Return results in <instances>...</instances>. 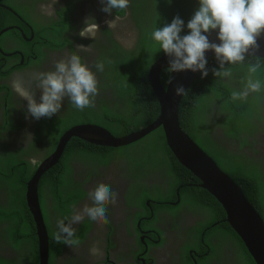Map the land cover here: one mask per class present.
<instances>
[{
	"label": "trees",
	"instance_id": "obj_1",
	"mask_svg": "<svg viewBox=\"0 0 264 264\" xmlns=\"http://www.w3.org/2000/svg\"><path fill=\"white\" fill-rule=\"evenodd\" d=\"M19 1L21 0H0V29L10 27L2 32L0 40L6 37L11 38L13 43L22 46V50L27 49L33 41L43 39L46 41L47 48H59L66 38L56 41L53 36L57 37L67 29L69 24L67 12L61 9L65 15L59 14L61 18L58 21L49 18L47 22H43L40 15L37 17L33 15V6L26 8ZM69 6L70 4L67 3L66 8ZM198 7L199 0H129V6L126 9H114L111 17L130 21L133 28L132 42L126 46L108 28H101L102 33L106 35L107 43L98 48L101 53L91 61V70L98 80V92L101 93V98L95 97V106L85 108L83 111L77 110L70 103L71 110L66 111L63 118H56L54 122L48 118L41 120L40 133L36 135L40 139L46 138L45 141L43 140L45 154L42 157L53 150L58 136L73 124L94 123L106 128L111 134L119 136L150 123L157 116L158 104L147 83V70L148 66L163 53L162 50L159 51V45L151 38V32L154 27H163L179 15L185 24L181 35L188 34L186 25ZM22 18L31 25L33 38L30 43L22 42V38L14 30L15 26H11L13 24L21 26ZM55 23L60 25L58 30ZM35 52L37 58L43 55L38 47ZM207 60L209 69L219 70L214 53ZM257 60L261 63L259 78L264 81V58L254 56L247 57L243 64L229 66L232 71L231 79L217 78L211 71L207 77L201 78L200 72H197L196 77L185 89L186 94L179 100L177 121L180 129L239 186L245 199L264 223V188L254 165L251 161L241 160L235 154V150L226 146L227 141L236 143L237 149H243L242 146L247 144L246 138L255 136L256 122L262 119L260 103L264 100V92L252 94L246 100L231 99L232 91L243 87L241 81L247 75L249 62L255 63ZM97 62H104L102 72L96 70ZM225 67L228 65L226 64ZM8 72V68L3 71L5 74ZM167 74V69L159 72L162 86L165 84ZM16 150V153H4L6 151L4 148L0 150L4 153L0 157L8 191L4 206H0V222L8 221L6 237L1 240L0 246L14 249L21 262L36 264L34 224L23 195L25 182L41 158L36 159V156L30 155L31 150L25 152L21 147ZM40 150L33 149V154H40ZM72 156L76 159L68 164ZM31 160L33 163L30 162ZM111 160L122 161L121 166L119 165L122 170H125L129 164H135L138 169L150 168L152 171H161L170 179L166 187L167 191L165 190L164 193L166 196L163 197L156 185H150L153 188H145L138 174L130 175L134 179L130 187L137 191L134 198L135 204L146 210V199L156 201L152 204L153 215L150 219L142 220L141 225L151 223L152 220L157 219V215L160 216L162 213L169 216L175 215L176 209L187 202L191 206L202 208L205 212V218H207L204 225L207 227L205 234H218L223 241L231 243L238 264H254L240 239L223 220L224 213L219 203L206 190L198 186L199 180L190 171L177 162L165 145L159 127L139 140L119 147L94 145L76 137L68 139L58 161L46 169L37 182L39 207L48 235V264H51L52 255L58 252L57 246H61V243L56 242L54 222L47 219L49 208L53 207L56 218H65L69 215L71 207L77 206L83 200L81 189H74L76 182L71 177L72 164L91 161L97 166H105ZM47 196L50 202L49 208L45 204ZM176 198L179 199L177 205L164 202L174 201ZM213 221H217L216 224L209 226ZM81 225L79 229L76 227L77 232L82 229ZM200 229L197 230V234L201 232ZM188 247L190 246H182L184 264H191L186 254ZM22 252H25L27 257H23ZM215 252L214 247L208 246L209 254ZM22 258H24L23 261ZM206 259L205 256H201L199 263L203 264ZM0 264H7L1 256Z\"/></svg>",
	"mask_w": 264,
	"mask_h": 264
},
{
	"label": "flooded vegetation",
	"instance_id": "obj_2",
	"mask_svg": "<svg viewBox=\"0 0 264 264\" xmlns=\"http://www.w3.org/2000/svg\"><path fill=\"white\" fill-rule=\"evenodd\" d=\"M19 3L26 8L33 6V15L35 17L40 15L43 22H47L49 18L58 21L61 18L59 14H64L61 9L67 12L69 20L67 29L61 35L53 36L56 41L66 38V41L59 48H47L46 41L43 39L33 41L27 49L22 50V46L13 43L11 38L6 37L0 40V67L2 66L0 68V150L4 148L6 150L4 153H16V149L21 147L25 152L31 150L30 155L36 156L38 159L45 154L43 140L45 141L46 138L40 139L36 134L40 133L39 126L41 120L45 118L38 121L31 117L26 118L27 102L15 93L12 88V81L17 77H22L26 82H31L34 87L35 82L32 80L34 73L54 70L56 61L71 54L79 55L82 63L91 69V61L101 53L98 48L107 43L106 35L102 33L101 28L106 27L112 32L106 19L113 17L111 14L101 11L102 5L98 3V0H57L54 5L56 10L52 17L43 14L40 6L41 4H54V0H21ZM67 3L70 4L69 8H66ZM55 24L58 30L60 25ZM93 24L98 25V29L93 30V37H81L79 35L86 25L91 27ZM11 26H15L14 30L22 38V42L30 43L32 41L31 25L25 19L22 18L21 26L16 24ZM36 43H38V49L43 52L39 58L35 52ZM81 44L91 45L92 51L79 52L76 46ZM4 67L9 69L7 74L3 73ZM39 95L37 90L38 101ZM96 97L101 98V93L98 92ZM70 103V100L65 98L61 111L50 119L54 122L56 118H63L66 111L69 112L72 108ZM260 111L262 119L256 122L257 130L254 133L258 135L262 145L259 144V147H254L251 144L253 137H247V144L243 145L241 150L237 149L236 143L226 141V146L235 150V154L244 162L251 161L253 163L264 188V160L260 159L264 156V100L260 103ZM33 149H41L40 154H33ZM255 150L259 152L257 153ZM4 153L0 152V156ZM75 159L72 156L68 164ZM30 162L33 163L32 160ZM121 162L111 160L105 166H97L91 161L72 164L71 177L76 182L74 189L79 188L83 192V200L78 203L79 206L90 203L88 192L99 183L110 185L111 189L118 193L116 203L107 206L108 223L112 220L113 224L118 225V227L112 232L111 230L106 231V227L101 225V229L94 231L98 228L92 229L90 223V227L80 240L78 247L72 249L64 243L57 246L59 250L52 255L51 264H184L182 262L183 245L190 246L186 249V254L191 264H200L201 256L207 258L203 264H238L231 243L223 241L218 234H205L207 227L204 225L207 218H205V212L200 207L191 206L184 202L176 209L175 215L169 216L162 213L160 216L157 215V219L152 220L151 223L141 225L142 220L150 219L153 215L152 204L156 201L146 199V210L137 206L133 200L137 191L133 190L129 192L130 195H127L130 185L134 182L130 175L138 174V178L144 182L145 188H153L150 185H156L164 197L170 179L163 172L152 171L150 168L130 169L132 164L127 165L126 169L122 170L119 167ZM2 165L0 157V206H4L8 195L5 186L6 176L3 174ZM178 201L179 199L176 198L174 201L166 200L164 202L169 205H177ZM174 202L176 203L172 204ZM45 204L48 206L47 208L50 207L48 196L45 199ZM47 213V219L54 222L53 230L55 232L57 231V220L64 218H56L53 214V207H50ZM216 222L213 221L209 226H214ZM7 225L8 221L0 222L1 244V240L6 237ZM74 226L78 229L80 227L79 225ZM198 229L201 230L199 234H197ZM93 245L100 247L103 252L102 257L90 255L89 249ZM208 246L214 247L216 252L209 254ZM25 255L26 253L22 252V256L27 257ZM0 256L7 264H27L26 261H23L24 258L21 262L17 257V252L8 246H0Z\"/></svg>",
	"mask_w": 264,
	"mask_h": 264
},
{
	"label": "clouds",
	"instance_id": "obj_3",
	"mask_svg": "<svg viewBox=\"0 0 264 264\" xmlns=\"http://www.w3.org/2000/svg\"><path fill=\"white\" fill-rule=\"evenodd\" d=\"M54 4H41L43 14L52 17L55 12ZM101 11L111 14L113 10H124L129 6V0H100ZM110 26V22H109ZM184 21L177 15L171 23L163 27H154L151 38L169 57V73L190 70L200 72L201 78L207 77L209 71L217 78H232L231 65L243 64L247 57L257 56L260 52L258 38L264 33V0H199L198 10L188 21V34L181 35ZM97 24L81 30V37H93V30ZM218 30V31H217ZM213 31H217L216 39L220 43L210 41ZM88 33V34H86ZM79 52H91L92 46L77 45ZM214 52L219 64V70L207 67L206 52ZM228 67H225V65ZM97 71L104 70V62L95 64ZM261 63L249 62L247 75L241 81L243 87L233 90L231 99L246 100L252 94L264 92V81L259 78ZM31 82L22 77L12 81L15 93L27 102L26 118L40 120L52 118L61 111L65 98L80 111L95 106L98 95V80L88 65L82 63L81 57L71 54L54 63V70L34 73ZM168 83H172L169 77ZM37 90L40 93L37 100ZM175 94L185 95L183 85L175 87ZM118 193L110 185L99 183L88 192V199L92 202L85 205L71 207V211L64 219L57 220L56 242L64 243L76 248L80 244L85 232L89 229L99 230L101 225L112 232L118 225L111 220L108 223L107 206L115 204ZM82 224V225H81ZM74 225H81L77 232ZM120 225V224H119ZM93 232V231H92ZM79 236H82L80 239ZM93 257H102L103 252L98 245L89 249Z\"/></svg>",
	"mask_w": 264,
	"mask_h": 264
},
{
	"label": "water",
	"instance_id": "obj_4",
	"mask_svg": "<svg viewBox=\"0 0 264 264\" xmlns=\"http://www.w3.org/2000/svg\"><path fill=\"white\" fill-rule=\"evenodd\" d=\"M9 28L8 26L0 29V33ZM217 31H213L209 39L220 43L216 39ZM257 42L260 45V52L254 57L264 58V33ZM213 53L206 52V59ZM168 61L169 57L163 52L148 66L147 83L158 104L157 116L150 123L119 136L111 134L106 128L94 123L73 124L58 136L53 150L37 162L33 173L25 182L23 195L34 224L36 264H48V235L37 198L38 178L58 161L68 139L76 137L94 145L119 147L139 140L158 127L162 131L165 145L177 162L190 171L199 180L198 186L206 190L219 203L224 213L223 220L240 239L253 263L264 264V223L259 214L245 199L239 186L178 125L177 107L182 95L175 94V87L183 85L186 89L196 77L197 72L190 70L168 72L165 84L162 86L159 72L169 67ZM170 76L171 84L168 83Z\"/></svg>",
	"mask_w": 264,
	"mask_h": 264
},
{
	"label": "rangeland",
	"instance_id": "obj_5",
	"mask_svg": "<svg viewBox=\"0 0 264 264\" xmlns=\"http://www.w3.org/2000/svg\"><path fill=\"white\" fill-rule=\"evenodd\" d=\"M98 3H100V0H98ZM107 24L109 25L110 22V28L112 30V32L114 33V35L121 41H123L124 45L129 46L132 42L133 39V28L131 26L130 21H126L125 19H122L120 17H113L112 19L107 18L106 19ZM258 135H255L251 141H252V145L254 147H259V144L262 145V143L259 142L258 139ZM255 152H259L257 150H255ZM260 159L264 160V156H262ZM130 169H138V167L135 164H132L130 166ZM130 189H128L127 193L133 191L134 189L132 187H129ZM164 197V195H161ZM134 200V199H133ZM135 201V200H134ZM91 201H90V205H91ZM161 215V214H160ZM108 231V230H106ZM111 255V254H110ZM113 256V255H111Z\"/></svg>",
	"mask_w": 264,
	"mask_h": 264
},
{
	"label": "bare ground",
	"instance_id": "obj_6",
	"mask_svg": "<svg viewBox=\"0 0 264 264\" xmlns=\"http://www.w3.org/2000/svg\"><path fill=\"white\" fill-rule=\"evenodd\" d=\"M38 198V197H37Z\"/></svg>",
	"mask_w": 264,
	"mask_h": 264
}]
</instances>
